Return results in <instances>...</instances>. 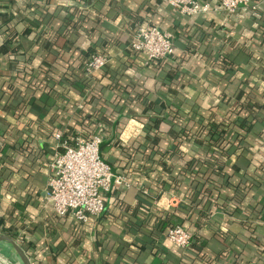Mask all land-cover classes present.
Returning <instances> with one entry per match:
<instances>
[{"label":"crops","instance_id":"0c3cea01","mask_svg":"<svg viewBox=\"0 0 264 264\" xmlns=\"http://www.w3.org/2000/svg\"><path fill=\"white\" fill-rule=\"evenodd\" d=\"M257 2V14L210 0L209 11L181 16L163 0H0V232L31 264H264ZM135 23L170 32L173 53L156 64L130 51ZM93 52L109 61L87 86L82 62ZM217 125L228 156L192 167L215 154ZM57 130L102 133V158L130 181L113 185L88 223L44 200ZM175 224L193 233L190 248L164 238Z\"/></svg>","mask_w":264,"mask_h":264},{"label":"built area","instance_id":"2783aa9c","mask_svg":"<svg viewBox=\"0 0 264 264\" xmlns=\"http://www.w3.org/2000/svg\"><path fill=\"white\" fill-rule=\"evenodd\" d=\"M181 16H192L210 10V0H163ZM219 9L232 14L239 8L257 11V0H215ZM130 51L142 53L148 62L167 59L174 51L173 35L161 28L135 23L128 44ZM109 59L104 52L88 54L82 62L84 77L103 69ZM81 105H79L80 107ZM55 152L48 162L49 175L44 200L56 216L71 217L76 222L88 223L105 210V194L113 185L127 188L130 181L122 174H114L110 164L100 154L103 135L99 132L84 135L80 131L74 138L63 137L57 130L53 134ZM164 238L173 245L188 249L193 233L183 225L169 226Z\"/></svg>","mask_w":264,"mask_h":264},{"label":"trees","instance_id":"16d2710c","mask_svg":"<svg viewBox=\"0 0 264 264\" xmlns=\"http://www.w3.org/2000/svg\"><path fill=\"white\" fill-rule=\"evenodd\" d=\"M251 14H257L258 13V11H249ZM85 58V57H84ZM158 62H156V64H157ZM83 82L85 83V85H90L91 83H92V79L91 78H87V77H85V78H83ZM243 102L245 103V106H246V104L248 103L249 104V102H250V99H249V97L247 96V97H245V99H243ZM252 105H254V104H252ZM245 118H248V114L246 115V116H244ZM256 119V114H252V122L254 121ZM250 121V120H249ZM214 133H215V138H214V140H213V143H211L212 145V147H213V152H215V154H213V153H211L210 152V155H207V154H205L204 155V157H193V159L191 160V162H190V164H191V166L193 167H198L199 168V166H200V164L199 163H203V164H206V165H210L211 166V164H213L212 162H214V164L215 165H218L217 163H218V161L216 160V159H218V158H222L223 156L225 157V156H228V145L227 144H224L225 146H219L220 145V143L222 142V140H223V137L225 136V132H223V129H219L218 128V125H217V128L215 127V131H214ZM68 134V132L67 131H65V132H63V137H65L66 135ZM67 138H69V137H67ZM230 144H232V143H230ZM229 144V145H230ZM100 148H101V146H100ZM219 156V157H218ZM213 159H214V161H213ZM258 167H260L261 166V169L263 170L264 169V161H262V163L260 164L259 163V165H257ZM208 180V179H207ZM204 192H206V191H204ZM180 225H183V224H180ZM185 227V226H184ZM168 228V227H167ZM166 228V229H167ZM185 228H187L188 230H189V228L188 227H185ZM166 229L164 230V233H165V231H166ZM139 249V248H138ZM141 249V248H140ZM199 251L197 250V253H198ZM209 261H211V259L209 260ZM179 264H195L194 262H188V261H186V260H180V262H179Z\"/></svg>","mask_w":264,"mask_h":264},{"label":"water","instance_id":"95a60500","mask_svg":"<svg viewBox=\"0 0 264 264\" xmlns=\"http://www.w3.org/2000/svg\"><path fill=\"white\" fill-rule=\"evenodd\" d=\"M0 242H8L13 246L19 257L20 264H31L20 241L13 234L0 232Z\"/></svg>","mask_w":264,"mask_h":264},{"label":"rangeland","instance_id":"374dc122","mask_svg":"<svg viewBox=\"0 0 264 264\" xmlns=\"http://www.w3.org/2000/svg\"><path fill=\"white\" fill-rule=\"evenodd\" d=\"M4 261L5 264H17L16 259L14 260L11 254L0 249V264H4Z\"/></svg>","mask_w":264,"mask_h":264},{"label":"bare ground","instance_id":"6f19581e","mask_svg":"<svg viewBox=\"0 0 264 264\" xmlns=\"http://www.w3.org/2000/svg\"><path fill=\"white\" fill-rule=\"evenodd\" d=\"M0 244H2V245H0V246L6 247L7 249H9V250L13 253V255H14L16 261L19 262V257H18V255L16 254V252H15L13 246H12L10 243H8V242H0ZM19 263H20V262H19Z\"/></svg>","mask_w":264,"mask_h":264}]
</instances>
